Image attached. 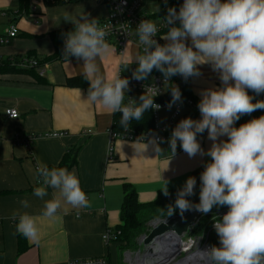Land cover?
Returning <instances> with one entry per match:
<instances>
[{"label": "crops", "instance_id": "obj_1", "mask_svg": "<svg viewBox=\"0 0 264 264\" xmlns=\"http://www.w3.org/2000/svg\"><path fill=\"white\" fill-rule=\"evenodd\" d=\"M32 5L34 12L30 10ZM106 12L105 6L94 1L50 7L34 0H0V27L5 25L0 36H5L12 25L18 30L15 38L0 45V66L9 65L11 69L13 61L25 57L40 63V68L27 71L14 66L16 71L0 76V264H68L74 259L93 257L112 258L115 264L116 245L103 242L101 237L120 224L121 183L135 189L139 203H149L164 191L160 175L168 181L167 191L178 190L187 177L210 160L199 155L189 158L178 144L173 154L168 142L156 144L160 151L152 142L111 143L113 112L99 102L89 103L82 87L66 84L68 79L85 75L81 60L60 59L61 36L74 28L70 22L80 15L102 19ZM166 42L162 40V45ZM131 49L135 51L134 58L129 55ZM136 59L135 47L127 46L120 57L109 45V52L95 62L99 74L108 82L117 75L120 64L125 69ZM198 67L201 74L182 84L196 101L202 90L220 87L217 73L208 65ZM5 109L15 110L18 118H5ZM31 136L34 139L27 141ZM197 141L205 151L212 143L206 132ZM72 150H76L75 165L68 170L78 177L89 207L73 209L61 198L59 218L42 217L45 201L58 192L48 188V195L42 199L33 195V189L38 187L37 163L58 167ZM21 200H27L29 206L21 207ZM24 212L38 218L39 243L16 233L17 218ZM18 237L23 250H18Z\"/></svg>", "mask_w": 264, "mask_h": 264}, {"label": "clouds", "instance_id": "obj_2", "mask_svg": "<svg viewBox=\"0 0 264 264\" xmlns=\"http://www.w3.org/2000/svg\"><path fill=\"white\" fill-rule=\"evenodd\" d=\"M70 23L74 28L65 34L63 55L83 62L89 103L99 102L110 112H119L124 128L130 120H140L147 110H159L160 105L154 103L159 94L155 86L143 90L138 102L128 98L124 105L128 78L117 74L105 82L99 74L95 61L109 52V45L104 39L108 33L98 26L96 18L82 14ZM163 23L168 26L167 33L160 37L167 41L163 45L154 39L156 24L141 20L137 25L143 54L136 59L132 78L143 81L155 69L164 80L180 76L187 81L201 74L198 66L208 65L220 81V87L199 93L196 107L200 118L185 117L171 130L167 142L173 154L179 141L189 158L207 156L210 162L204 163L199 173V185L196 177L185 179L168 206L169 215L174 210L181 215L186 211L207 214L214 207L226 206L227 211L212 224L219 246L201 249L202 257L207 264H264V115L234 126L242 116L264 110V100L252 102L264 94V0H182L178 10L167 8ZM170 96L166 105L169 109L181 101L179 88L170 89ZM205 132L212 142L207 151L197 141V136ZM151 142L160 151L155 141ZM35 178L40 185L33 189L35 197L48 195V188L58 192L45 201L42 217L58 219L61 198L73 209L89 207L74 172L37 163ZM159 179L167 196L168 181L161 175ZM197 188L198 203H193L189 198L197 194ZM20 204L29 206L27 200ZM37 219L26 212L19 214L16 233L39 243ZM85 264L103 262L89 259Z\"/></svg>", "mask_w": 264, "mask_h": 264}, {"label": "built area", "instance_id": "obj_3", "mask_svg": "<svg viewBox=\"0 0 264 264\" xmlns=\"http://www.w3.org/2000/svg\"><path fill=\"white\" fill-rule=\"evenodd\" d=\"M40 1L43 3V0H34ZM78 1H94L97 4L103 5L106 7V15L102 19H97L98 26L103 28L108 33L105 36V42L113 46L116 49L117 54L121 57L124 54L125 48L127 46L135 47L137 57L143 54V45L140 44L138 36L136 34V27L141 20H149L157 25L158 31L154 39L157 40L159 44L162 45V32L167 30L168 26H165L163 20L153 19L151 16L154 14H149L144 8L143 0H78ZM163 5L168 4L166 0H159ZM159 2L155 1L156 6L158 7ZM32 12L35 11V5L30 7ZM159 22V23H156ZM66 31L60 40V59L66 60V55H63V43L65 39V34L72 31ZM17 28L12 25L6 32L5 36H0V45L7 44L10 39H13L17 35ZM13 66L17 69H37L40 68V63L36 59L29 57L21 58L18 61H13ZM137 64L136 61L127 65L125 69L120 67L117 71V74L121 78H128V91L125 93V98L123 101L124 105L128 104V98H131L138 102V97L143 93V90H147L150 87L155 86L159 94L154 98V100L160 99L170 88L179 86L180 84H185L187 81L183 80L180 76H173L168 81L164 80L162 75L155 69L149 74V77L143 81H137L132 78V73L135 70ZM43 72H40V76ZM169 101H155L154 103L160 105L159 110L152 111V120H153V129L148 132H124L122 135L110 133V142L114 140H123L127 142L134 143H148L155 141L156 144H160V140L163 142L168 141L167 131L173 126L175 121L183 114L184 109L191 108L192 102L190 100L179 101L172 105L169 109L166 107ZM169 109L171 110V115L168 119V126L165 128L159 127V117L158 112L160 110ZM264 111V110H260ZM3 116L7 119L13 120L18 118V114L15 110L5 109L3 111ZM53 137L58 136L57 134L51 135ZM34 137H30L27 141L31 142ZM17 142V138L15 137ZM111 154V144L108 149V155ZM38 186H40L37 183ZM227 207L225 206L222 209L211 211L198 220H196L188 230V233L182 238H176L172 235H166L163 237L161 244L156 245L154 249H158L163 255V264H207L206 260L201 255V249H204L214 241L215 246H219L217 238L214 240L211 237V234L214 232L212 224L215 220H218L225 212ZM202 218H206L207 221L201 226L199 230L196 231L199 224L202 222ZM159 221V220H158ZM153 221L152 223H154ZM151 223V224H152ZM1 226V222H0ZM200 232V233H199ZM215 233V232H214ZM120 235L119 231H107L105 232L101 239L105 243H111L117 239ZM138 252V249L137 251ZM147 258V257H144ZM152 258V257H151ZM93 261H102L103 264H110L106 257H93V258H84V259H74L68 262V264H85L86 260ZM154 260V258H153ZM143 261V260H142ZM145 262V259H144ZM154 262V261H153ZM153 262H148L146 264H153Z\"/></svg>", "mask_w": 264, "mask_h": 264}, {"label": "trees", "instance_id": "obj_4", "mask_svg": "<svg viewBox=\"0 0 264 264\" xmlns=\"http://www.w3.org/2000/svg\"><path fill=\"white\" fill-rule=\"evenodd\" d=\"M156 1L159 2V0H156ZM167 1H168V4L166 5H163L159 2L158 4L159 12L156 11L151 16L153 19L163 20V17L166 15V10L168 7H174L178 10L180 4L182 3V0H167ZM74 2H79V1L78 0H43V4L45 6H50V7L51 6H63V5L71 4ZM22 4H26V3L22 1ZM167 31H168V28L167 30L163 31L162 34H166ZM8 66L9 65H5L3 67L0 66V76L4 72L14 71L16 69L14 68L13 65L11 69L8 68ZM19 71H21V69H19ZM66 84L68 86H80L86 92L88 91V88H89L88 81L85 78V76H79V77L68 79ZM177 87L179 88L181 92V101L190 100L192 102V107L184 110L183 114L177 119V121H175L173 126L167 131L168 137L170 136L172 128L175 127V125L177 124L179 120L185 117H190L193 120H198L200 118L198 109L196 107L198 101L195 100V98L187 91L185 87H180V86H177ZM248 94L253 95V93L251 92H249ZM256 99L264 100V94L260 96H256L252 102L254 103ZM170 100H171V96H170V88H169L166 91V93L163 95V97H161L160 99L154 100V102L155 101L162 102V101H170ZM260 115H264V111L257 110L251 113L250 115H244L240 118V120L235 122L234 126L238 127L240 124L245 123L246 121L252 118H257ZM120 119H121V114L119 112H113L112 118H111V124H110V132L112 134L122 135V133L124 132H148L153 129L151 109L147 110L141 116L140 120L138 121L130 120L128 122L127 128H124L120 125ZM202 135L203 134L198 135L197 138H199ZM75 152L76 150H72L70 154L68 153L69 155L65 156L61 160L58 167L69 169L72 166H74L75 165ZM208 162H210V160ZM201 171H203V166L195 170L191 174L192 177L197 178V185H199V173ZM121 187H122V203H121V207L119 211L120 224L115 230V231H119L120 235L117 237L116 240H114L111 243L116 245L117 252H123V251L135 252L137 249L136 240L142 235L146 234V231H147L146 224L148 222L157 220V219H168L173 216L181 215L175 210L173 211V214L171 216L169 215V212H168V206L173 204V201L175 199V193L177 190L167 191L168 192L167 196L163 194V191H159L156 195V198L152 202L142 204L138 202L136 191L131 185L125 182H122ZM194 192L197 194H194L189 199H191L193 203H198V188L195 189ZM216 210H219V208L217 209L216 207H214L211 211H216ZM186 213L187 211L184 212L182 215ZM203 220L204 218L202 219V221ZM203 224L204 222L200 223L196 231L199 230ZM216 238L217 236L215 237V239ZM20 239L21 238L18 237V242L20 241ZM18 250H23V246H20V242H19ZM106 259L108 260L110 264H112L110 259L108 258ZM115 264H119V263L117 262Z\"/></svg>", "mask_w": 264, "mask_h": 264}, {"label": "water", "instance_id": "obj_5", "mask_svg": "<svg viewBox=\"0 0 264 264\" xmlns=\"http://www.w3.org/2000/svg\"><path fill=\"white\" fill-rule=\"evenodd\" d=\"M179 86L183 87L182 84ZM205 215L204 213L191 211L184 215L173 216L168 219L155 221L150 225V230L147 234L141 236L137 242L142 246V251L147 254L144 257L154 258L153 264H163V255L158 250L154 251L156 245L159 246L164 236L172 235L176 238H182L187 233L191 225L200 217Z\"/></svg>", "mask_w": 264, "mask_h": 264}, {"label": "rangeland", "instance_id": "obj_6", "mask_svg": "<svg viewBox=\"0 0 264 264\" xmlns=\"http://www.w3.org/2000/svg\"><path fill=\"white\" fill-rule=\"evenodd\" d=\"M144 1V8L146 10L147 13L149 14H153L157 11V6H156V3L155 1L156 0H143ZM2 18V17H1ZM0 18V19H1ZM1 23H3L2 20H0ZM156 23H159V22H156ZM1 25V24H0ZM3 27L5 28V25L3 24L1 27H0V33L4 30ZM130 57L134 58L135 56V51H133V49L130 50ZM171 115V110L169 109H165V110H160L158 112V117H159V127L160 128H165L168 126V119H169V116ZM177 144L179 145V141H177ZM225 206H220V207H216L217 209H222L224 208ZM203 219V218H202ZM160 221V220H164V219H157V220H153V221ZM153 221H150L146 224V227H147V231H146V234L148 233V231L150 230V225ZM207 219L204 218V220L202 222H206ZM201 222V223H202ZM200 233V232H199ZM143 236V235H142ZM211 237L212 239L215 240V233L213 232L211 234ZM140 238V237H139ZM139 238L136 240V246H137V249H138V252L137 249L135 252H132V251H123V252H117L116 254V259H117V262L120 264H136V260L137 261H142L145 259V262L146 263H150V262H153V258L151 257H147V258H144V256L147 254L146 252H143L142 251V246L139 245V243L137 244ZM214 244V241L212 242V245ZM148 255V254H147ZM137 256V257H136ZM111 261H112V258H111ZM116 262V263H117Z\"/></svg>", "mask_w": 264, "mask_h": 264}, {"label": "bare ground", "instance_id": "obj_7", "mask_svg": "<svg viewBox=\"0 0 264 264\" xmlns=\"http://www.w3.org/2000/svg\"><path fill=\"white\" fill-rule=\"evenodd\" d=\"M154 251L158 252V249H154ZM136 264H146V263L144 262V260L143 261H137L136 260Z\"/></svg>", "mask_w": 264, "mask_h": 264}]
</instances>
